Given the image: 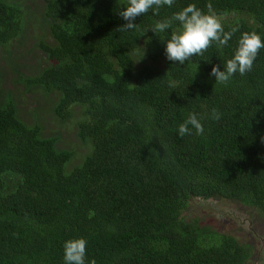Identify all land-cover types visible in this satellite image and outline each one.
<instances>
[{"label": "trees", "instance_id": "trees-1", "mask_svg": "<svg viewBox=\"0 0 264 264\" xmlns=\"http://www.w3.org/2000/svg\"><path fill=\"white\" fill-rule=\"evenodd\" d=\"M125 3L45 0L38 42L49 65L22 80L58 94L54 113L75 121L91 148L68 166L75 153L59 149L58 136L24 123L12 97L0 102V264H65L64 243L75 238L87 241L85 264H249L254 257L251 244L187 221L184 212L192 201L222 199L264 214V48L244 75L227 83L210 75L215 65L224 70L243 32L264 41V0H174L120 31ZM209 3L226 32L239 30L190 62L169 61L160 38L171 29L155 34L154 23L189 4L206 13ZM25 24L21 6L0 0V46L9 56ZM190 113L204 132L189 126L181 137Z\"/></svg>", "mask_w": 264, "mask_h": 264}, {"label": "rangeland", "instance_id": "rangeland-1", "mask_svg": "<svg viewBox=\"0 0 264 264\" xmlns=\"http://www.w3.org/2000/svg\"><path fill=\"white\" fill-rule=\"evenodd\" d=\"M11 3L21 6L26 34L23 43L14 40L8 45L7 50L11 56L0 46V102L12 97L20 119L29 126L40 122L45 137L58 136L57 147L75 153L68 166H78L90 152L91 146L78 139L75 121L64 122L54 113V102L59 95L45 94L41 89L30 88L22 80V77L36 76L49 65L38 42L45 34L41 18L45 0H11ZM17 69L19 72L16 73ZM76 117H81L79 108L74 111ZM184 215L187 221L197 219L201 227L211 228L235 237L241 243L251 244L254 257L249 264H264V249H261L259 240L264 237V214L258 209L244 207L237 201L195 200L190 203ZM250 228L258 230L259 235L252 236Z\"/></svg>", "mask_w": 264, "mask_h": 264}, {"label": "clouds", "instance_id": "clouds-1", "mask_svg": "<svg viewBox=\"0 0 264 264\" xmlns=\"http://www.w3.org/2000/svg\"><path fill=\"white\" fill-rule=\"evenodd\" d=\"M173 3L174 0H126V7L118 12L126 23L118 29L120 31L135 29L138 27L135 23L138 16L147 13L149 9H154V14L159 15L161 7L165 5L171 7ZM207 9L205 13L195 4H189L170 18L157 20L154 23L151 31L155 34L166 33L171 29L170 37L160 38L161 41H166L165 54L169 61L178 62L180 65L185 64L186 61L190 62L193 56H202L213 42L218 46L227 45L233 34L239 30L233 27L226 32L211 3L207 5ZM177 21L179 26L174 28L173 24ZM261 48H264V41L260 35L255 31L243 32L238 40L234 56L227 60L224 70L221 71L220 66L215 65L210 75L214 76L218 83H227L236 72L244 75L251 71ZM211 118L217 121L221 118L217 109L212 110ZM189 126L196 130L197 135L204 132L203 125L195 113H190L187 119L179 125L178 132L181 137L190 134ZM261 143H264V136H261ZM86 244L87 241L84 238L65 241V264H85ZM91 264H96V261L91 260Z\"/></svg>", "mask_w": 264, "mask_h": 264}, {"label": "flooded vegetation", "instance_id": "flooded-vegetation-1", "mask_svg": "<svg viewBox=\"0 0 264 264\" xmlns=\"http://www.w3.org/2000/svg\"><path fill=\"white\" fill-rule=\"evenodd\" d=\"M240 203V202H239ZM241 204V203H240ZM243 205V204H242ZM246 205H244V207H245ZM246 207H251V206H246ZM251 208H253V209H257L256 207H251ZM250 231L252 232V233H250L252 236H253V234L256 236V235H259V231L258 230H256V229H251L250 228ZM260 240V245H261V249H264V237H262V238H260L259 239Z\"/></svg>", "mask_w": 264, "mask_h": 264}]
</instances>
